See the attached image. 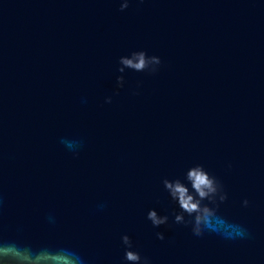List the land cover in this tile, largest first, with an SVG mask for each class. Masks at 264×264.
<instances>
[{
  "label": "water",
  "instance_id": "95a60500",
  "mask_svg": "<svg viewBox=\"0 0 264 264\" xmlns=\"http://www.w3.org/2000/svg\"><path fill=\"white\" fill-rule=\"evenodd\" d=\"M123 2L0 0V264H264V0ZM194 166L201 235L163 185Z\"/></svg>",
  "mask_w": 264,
  "mask_h": 264
},
{
  "label": "clouds",
  "instance_id": "9594fccd",
  "mask_svg": "<svg viewBox=\"0 0 264 264\" xmlns=\"http://www.w3.org/2000/svg\"><path fill=\"white\" fill-rule=\"evenodd\" d=\"M128 0H124L121 4V11L128 8ZM119 63L122 65L118 70L123 73L125 68L134 70L136 72L151 71L155 72L156 66L161 64V60L158 57H148L143 51L132 53L131 57H121ZM123 76L117 78L119 86H123ZM111 102L109 99L106 101ZM189 187L181 180L170 181L168 179L163 180L165 190L169 193L171 199L176 202L181 212L175 215L174 222L177 224L185 223V214L192 217L193 233L195 235H201L203 228L206 226L208 217V209L206 206H202V202L218 194V184L214 178L203 169L202 166H194L190 168L185 177ZM225 197L222 196L221 199ZM147 219L151 222L153 227H160L168 222L167 216H159L155 210H150L147 215ZM157 239L163 240V233H156ZM122 242L129 249H131V241L127 235L122 237ZM125 259L128 264H140L141 257L138 253L128 250L125 252ZM144 264H147L145 260Z\"/></svg>",
  "mask_w": 264,
  "mask_h": 264
}]
</instances>
